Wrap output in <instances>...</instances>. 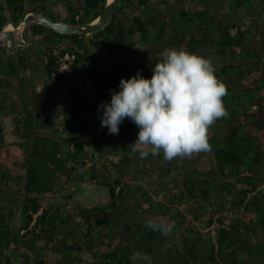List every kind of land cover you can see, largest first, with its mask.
I'll list each match as a JSON object with an SVG mask.
<instances>
[{
    "label": "trees",
    "instance_id": "1",
    "mask_svg": "<svg viewBox=\"0 0 264 264\" xmlns=\"http://www.w3.org/2000/svg\"><path fill=\"white\" fill-rule=\"evenodd\" d=\"M49 1L0 0V31L29 12L92 22L106 3L54 0L64 9L58 16L48 13ZM156 2L120 0L89 36L34 23L36 46L15 53L0 46V264H83L79 251L84 264H264V116L247 115L264 97V27L257 40L253 29L220 15L227 9L247 22L264 18V0L257 7L252 0ZM137 43L209 58L227 85L229 115L209 129V167L192 166L199 155L185 158V171L150 167L146 161L163 154L142 159L132 150L139 128L130 119L118 135L101 127L98 105L110 103L121 78L153 75L158 61ZM65 53L74 56L70 75H54ZM109 150L136 167L104 157ZM86 178L107 187L108 202L63 213L66 187ZM162 193L164 200L155 198ZM93 212L104 217L87 218ZM149 218L174 223L172 234L149 229Z\"/></svg>",
    "mask_w": 264,
    "mask_h": 264
},
{
    "label": "clouds",
    "instance_id": "2",
    "mask_svg": "<svg viewBox=\"0 0 264 264\" xmlns=\"http://www.w3.org/2000/svg\"><path fill=\"white\" fill-rule=\"evenodd\" d=\"M161 57L150 79L139 71L131 78H121L120 90L111 92L110 103L98 106V111L103 110L101 127L118 135L120 124L130 119L139 128L130 145L142 159L162 153L170 162L211 151L209 129L229 115L224 104L227 85L217 78L209 58L183 48H166ZM146 226L170 236L175 225L149 218ZM137 258L142 257L133 256Z\"/></svg>",
    "mask_w": 264,
    "mask_h": 264
},
{
    "label": "rangeland",
    "instance_id": "3",
    "mask_svg": "<svg viewBox=\"0 0 264 264\" xmlns=\"http://www.w3.org/2000/svg\"><path fill=\"white\" fill-rule=\"evenodd\" d=\"M157 2H159L161 5L163 4V0H156ZM156 2V3H157ZM153 3L152 1H150V4ZM252 5L255 7L260 6V4L258 3V0H252ZM45 8L47 9L48 13H52L54 15H63L64 14V9L63 7L58 4L56 1L54 0H50L48 3L45 4ZM214 11H218L219 9L216 7H213ZM261 9V8H260ZM164 11H166V9L164 8ZM220 15L224 18L226 17H233L234 20H239L241 21L245 26L250 27L251 29H253V31L256 33V38L257 40L260 38V30L264 27V18L260 17L259 19L255 20V21H246L242 15H238V16H234L231 13H229V11L227 9H224L223 11L220 12ZM13 27V26H12ZM16 28V27H14ZM14 30V29H13ZM18 37V36H17ZM134 39V38H133ZM137 39V37L135 38ZM30 40H31V44L30 46H36V39L33 38V36H30ZM17 42H20V39L17 38ZM0 43L7 45V42L0 39ZM261 45L263 46L262 50H263V54H264V41H260ZM137 48L144 50L146 52L147 57L149 58V60L152 58L156 59V61H160L162 59L161 57V52L164 50L162 47H145V46H141L140 43H137ZM122 50V49H119ZM153 59V60H154ZM153 64V63H152ZM152 64H149L152 66ZM262 69H264V63L262 66ZM39 89V88H38ZM104 102V101H102ZM65 107H67V103H64ZM99 104V103H98ZM100 105V104H99ZM98 105V106H99ZM248 118L254 119V118H259V117H263L264 116V97L259 101V103L253 107V109L248 112ZM247 117L245 115H243L241 118L242 120ZM115 150H109L106 152V155L103 154L104 157L108 156L107 154H110V156L116 160L117 162L119 161H124V162H130L129 165V169H133L134 167H136L135 163L137 161H135L134 159H130V158H126L122 155V153L119 152H114ZM207 153H202L201 155L199 154V156H196L192 166L196 167L200 170L207 168L210 166V160L209 157L207 156ZM148 163V165H150V167L152 166H159V165H167L169 167H173L175 168V170H184L185 171V166L188 167L189 166V162L187 159H173L172 161H166L163 157L162 158H151L149 161H146ZM145 162V163H146ZM87 164H90V161L87 162ZM97 168H99V165H97ZM83 173L86 172V169H83V167L79 168V171H81ZM183 176V175H182ZM182 176L180 178H182ZM87 180H84L80 183H77L75 185H69L66 187V192L67 194H71V199L67 200V202H65L64 206L62 208H64L63 213L66 211H69V207L72 208L74 206V210L76 209V212H83L85 208H90V207H94L97 205H102L104 203L108 202L109 199V192L107 187L105 186H99L96 183H92L90 181H88V178H86ZM62 181H64L65 179H61ZM167 182L169 184L168 189H170L171 191H175L176 190V183L174 182V180L172 179H167ZM156 199L158 200H164L165 199V194H159L158 196H155ZM57 201H61L58 200ZM76 203H79V207L78 209L76 208L78 205ZM72 206V207H71ZM76 206V207H75ZM109 212H112L111 210H108ZM70 212V211H69ZM76 214V213H75ZM95 216H99V217H104L103 215L101 216V214H98V212H93L92 214L88 215L87 214V218H91L94 219L96 218ZM72 218L77 222L79 221L80 217L74 218L72 216ZM84 218V217H82ZM75 253V252H74ZM76 254L79 255V260H81L83 262V264L85 262L88 261L87 257H85L86 255L84 253H81L80 251L77 252ZM49 257H51L53 255V252L50 250L49 251ZM74 264H80V263H74Z\"/></svg>",
    "mask_w": 264,
    "mask_h": 264
},
{
    "label": "water",
    "instance_id": "4",
    "mask_svg": "<svg viewBox=\"0 0 264 264\" xmlns=\"http://www.w3.org/2000/svg\"><path fill=\"white\" fill-rule=\"evenodd\" d=\"M119 3L120 0H106L104 8L99 16L92 22L88 23H66L54 20L46 15L29 12L25 15L20 26L16 28L13 26L14 30H7L6 27L8 25H6L0 31V39L7 42V50L10 53H15L19 46L26 48L31 44V25L34 23L43 25L46 28L62 34H82L89 36L90 34L101 31L105 27L106 21L113 16V13L119 6ZM17 38H20L21 42H17Z\"/></svg>",
    "mask_w": 264,
    "mask_h": 264
},
{
    "label": "built area",
    "instance_id": "5",
    "mask_svg": "<svg viewBox=\"0 0 264 264\" xmlns=\"http://www.w3.org/2000/svg\"><path fill=\"white\" fill-rule=\"evenodd\" d=\"M74 56L70 55L69 53H65L63 57L60 58L59 66L56 69V73L54 75H70V63L73 60Z\"/></svg>",
    "mask_w": 264,
    "mask_h": 264
},
{
    "label": "flooded vegetation",
    "instance_id": "6",
    "mask_svg": "<svg viewBox=\"0 0 264 264\" xmlns=\"http://www.w3.org/2000/svg\"><path fill=\"white\" fill-rule=\"evenodd\" d=\"M7 25H8V24H7ZM19 39H20V38H19ZM20 42H21V40H20ZM0 46H1V47H4V48L7 50V45H4V44H1V43H0ZM29 47H30V46L24 48V47H20V46H19V47L17 48V51H20V50H23V49H28ZM7 51H8V50H7ZM17 51H16V52H17Z\"/></svg>",
    "mask_w": 264,
    "mask_h": 264
},
{
    "label": "bare ground",
    "instance_id": "7",
    "mask_svg": "<svg viewBox=\"0 0 264 264\" xmlns=\"http://www.w3.org/2000/svg\"><path fill=\"white\" fill-rule=\"evenodd\" d=\"M6 28L7 30H13V27L11 25H8Z\"/></svg>",
    "mask_w": 264,
    "mask_h": 264
}]
</instances>
